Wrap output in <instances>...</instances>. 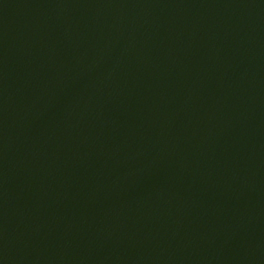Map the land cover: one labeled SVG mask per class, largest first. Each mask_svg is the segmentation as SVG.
<instances>
[{
    "label": "water",
    "instance_id": "obj_1",
    "mask_svg": "<svg viewBox=\"0 0 264 264\" xmlns=\"http://www.w3.org/2000/svg\"><path fill=\"white\" fill-rule=\"evenodd\" d=\"M0 264H264V0H0Z\"/></svg>",
    "mask_w": 264,
    "mask_h": 264
}]
</instances>
